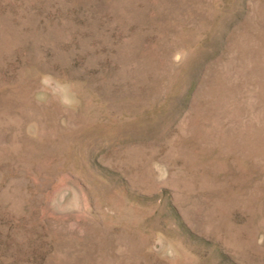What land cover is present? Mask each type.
Returning a JSON list of instances; mask_svg holds the SVG:
<instances>
[{
  "label": "rangeland",
  "instance_id": "obj_1",
  "mask_svg": "<svg viewBox=\"0 0 264 264\" xmlns=\"http://www.w3.org/2000/svg\"><path fill=\"white\" fill-rule=\"evenodd\" d=\"M0 264H264V0H0Z\"/></svg>",
  "mask_w": 264,
  "mask_h": 264
}]
</instances>
